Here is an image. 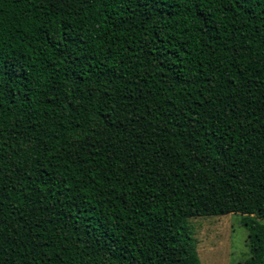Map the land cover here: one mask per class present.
<instances>
[{
	"label": "trees",
	"instance_id": "obj_1",
	"mask_svg": "<svg viewBox=\"0 0 264 264\" xmlns=\"http://www.w3.org/2000/svg\"><path fill=\"white\" fill-rule=\"evenodd\" d=\"M235 212L264 264V0H0V264H201Z\"/></svg>",
	"mask_w": 264,
	"mask_h": 264
},
{
	"label": "rangeland",
	"instance_id": "obj_2",
	"mask_svg": "<svg viewBox=\"0 0 264 264\" xmlns=\"http://www.w3.org/2000/svg\"><path fill=\"white\" fill-rule=\"evenodd\" d=\"M243 214L195 216L188 219L201 264H245L249 230ZM264 224V218H257Z\"/></svg>",
	"mask_w": 264,
	"mask_h": 264
}]
</instances>
